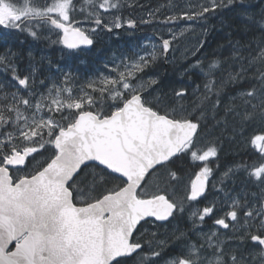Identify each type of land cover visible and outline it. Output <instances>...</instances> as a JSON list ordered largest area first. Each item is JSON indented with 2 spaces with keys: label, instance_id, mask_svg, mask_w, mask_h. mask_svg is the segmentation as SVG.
<instances>
[{
  "label": "snow or ice",
  "instance_id": "obj_1",
  "mask_svg": "<svg viewBox=\"0 0 264 264\" xmlns=\"http://www.w3.org/2000/svg\"><path fill=\"white\" fill-rule=\"evenodd\" d=\"M139 7L128 0H0V29L62 45L68 56L91 47L98 32L161 23L172 37L162 39L165 60L185 29H201L191 50L199 55L181 75L202 70L205 60L218 71L226 66V74L209 72L197 85L199 104L210 108L193 114L183 103L187 90H166L159 76L144 75L157 62L154 54L117 58L109 69L114 76L81 80L66 70L57 82L38 79L34 64L21 72L22 53L5 44L0 264H264V0H188L161 19L159 6L140 17L126 12ZM212 19L227 29V44L217 46L229 52L223 60L207 53ZM28 58L34 59L31 51ZM208 111L213 127H231L233 139L240 136L260 154L233 167L261 191L251 201L226 199L227 209L215 201L201 205L192 213L198 219L181 229L184 203L205 195L214 171L208 163L222 147L217 139L202 154L191 151L208 138ZM184 154L204 165L190 180V194L177 202L176 162ZM207 218L229 230L226 240L215 228L202 231ZM157 222L156 231L145 227ZM168 225L171 231H159Z\"/></svg>",
  "mask_w": 264,
  "mask_h": 264
},
{
  "label": "trees",
  "instance_id": "obj_2",
  "mask_svg": "<svg viewBox=\"0 0 264 264\" xmlns=\"http://www.w3.org/2000/svg\"><path fill=\"white\" fill-rule=\"evenodd\" d=\"M225 15L234 23H239V21L235 19L234 13H226ZM211 22L214 23L215 28L212 29L211 34L207 38V53L210 55L211 53L216 51L219 58L223 60L224 57L228 56L229 52L228 50H218L217 46L220 44H227V29L221 30L220 21L218 19H212ZM0 33L4 34L5 31L0 29ZM253 33L258 34V30L253 29ZM253 33H250L249 35H252ZM5 44L9 45L13 50H19L22 53L23 59L18 62L21 72L28 71L29 66L32 64H34L39 69L37 74L38 79L50 77L51 72L50 66H48L49 61H52L51 59L60 58L58 56H51L52 58H47L44 56L33 55L34 59L30 60L28 58V52L22 51L23 47L21 46L20 38L16 36H13L11 38H0V51L3 50ZM77 58L78 59H74L69 64L64 63V61H62L60 64L64 66L66 70L68 69L72 72L75 71V68H78L81 74H96V76H98L100 74V71H104L105 69H107L105 68V65H109L111 63V58L114 57L108 56L102 58L100 55L89 54L87 56ZM195 58L196 57L190 58L188 59V61L179 60L176 63L168 62V64H165L163 58H157V62L152 68L149 69L148 72L149 75L159 76L162 79L166 90H187L183 103L193 114L197 113L201 107L204 109L210 108V105L207 103H205L204 105L199 104V97L203 91V88L201 87L199 92L196 91L197 85L202 86L205 80V75L209 72H213L217 74L218 78L221 72H224L226 74L225 65H220V69L218 71L216 67L212 66L209 60H205V67L203 68L207 69V72L203 73L201 70H196L188 74L181 75V67L184 64L194 61ZM101 59H103V63ZM83 63H85L86 66H84ZM212 67L213 70H210ZM0 81L8 82L9 77L6 76L3 72H0ZM225 92L230 94L232 92V89L228 88L225 90ZM206 115L208 117V138L197 142L196 146L191 151H195L198 154H202V152L206 149L207 146H214V142L219 139L222 145L219 151L220 154L217 158H210V161L208 163V166L212 167L215 172H221L222 170H224L225 167L233 166L240 160H243L245 162H252L254 160L260 159V154L254 148L244 142V140L240 136H236L235 139L232 138L231 127H229L227 131L222 130L221 127H213L211 112H206ZM203 165L204 162L196 161L191 158V156L188 154L182 155L181 158L176 162V167L179 170V175L182 177L178 191L174 195V198L177 200V202L184 200V197L189 195L188 191L190 187V180L195 177L194 174L198 173ZM244 176H246V174H241V176L237 177ZM247 185L253 186L250 184ZM246 191H248V193L250 192V190H245L244 192ZM184 208L185 210H188L190 208L189 201H186L184 203ZM182 216L178 219V221L182 218Z\"/></svg>",
  "mask_w": 264,
  "mask_h": 264
},
{
  "label": "flooded vegetation",
  "instance_id": "obj_3",
  "mask_svg": "<svg viewBox=\"0 0 264 264\" xmlns=\"http://www.w3.org/2000/svg\"><path fill=\"white\" fill-rule=\"evenodd\" d=\"M129 3H139L143 7L135 8V9H126L128 15L133 17L145 16L149 10H156L159 6L160 12L158 13L157 19H161V14H170L171 13V3L168 0L163 1H153V0H133L128 1ZM181 24H183L181 22ZM212 25L214 23L212 22ZM175 31V29H172ZM5 31V30H3ZM212 29L209 30L207 38L211 34ZM47 34V33H46ZM13 36L19 37L21 41V46L23 52L31 51L33 55L37 56H68L67 49L63 48L62 45L50 44V42L44 41V39H33L31 36L22 34L19 32H7L4 34L0 33V38H11ZM200 38L199 36V28H196L195 31L186 30L185 34L180 37H177V40L173 41V48L167 54L169 59L164 60L165 64L170 62V59L176 54H180V49H185L187 51H191L196 46L189 48L188 43L190 41H196L195 45H197V40ZM52 39H56L53 35ZM162 39H172L169 27L165 26L161 23H148V24H140L135 29L121 28L114 30L113 32L101 31L98 32L97 37L94 40L93 49L90 51L81 50L77 54L78 56H87L89 54H96L103 57L108 56H135L137 52L140 54L147 56L149 54H154L156 57L163 58L161 55V45ZM186 40V42H184ZM121 42V43H120ZM122 46V47H121ZM120 47V49H119ZM29 48V49H28ZM119 49V50H118ZM179 49V53L177 50ZM107 50V51H106ZM194 54V53H192ZM198 53L195 54V56ZM103 63V59H101ZM146 75H149L148 70ZM151 76V75H149ZM234 166V165H233ZM226 168V167H225ZM226 171L219 172L213 171L214 176H210L208 179V184L206 188L205 195L201 197L197 202H190V208L185 210L182 218L177 221L179 227L181 229H187L191 226L192 220H197V217H194L192 213L199 212L201 205H204L210 201H215L216 205L225 204V200L228 198H238L242 203L244 199L252 200L253 194L258 198L260 195V188L252 183L248 176L244 177H227L224 178L222 176ZM194 179V178H193ZM223 179V183L220 181ZM242 182V183H241ZM245 183V184H244ZM247 184L253 185L248 186ZM215 185V188H213ZM190 186V185H189ZM242 187V188H241ZM245 190H250L244 192ZM252 191V192H251ZM189 192V191H188ZM230 195L229 197L226 196ZM190 194V193H189ZM238 194V195H237ZM247 194V195H246ZM228 208V204H225V209ZM183 222V223H181ZM159 223L155 225L152 223L146 224L145 227L149 230V232L156 231ZM236 227L240 228V224L236 223ZM215 228L221 233L220 239L226 240L228 235H230L229 230L222 229L220 226H214L213 221L210 218H207L203 224L202 231L207 232L209 229ZM165 230L171 231L172 226L168 225L167 228H160L159 231L163 233Z\"/></svg>",
  "mask_w": 264,
  "mask_h": 264
},
{
  "label": "rangeland",
  "instance_id": "obj_4",
  "mask_svg": "<svg viewBox=\"0 0 264 264\" xmlns=\"http://www.w3.org/2000/svg\"><path fill=\"white\" fill-rule=\"evenodd\" d=\"M128 1H132L133 2V0H128ZM138 1H140V0H138ZM153 1H163V0H153ZM168 1H170V2H172L171 3V8H170V10H171V12H172V10L173 9H175L176 8V6L178 5V4H186L187 2H188V0H168ZM171 14V13H170ZM182 23H184V22H182ZM209 23V25H212V22H211V20L208 22ZM195 27V29L196 28H199V36H200V33H201V29H200V27H198V26H194ZM187 29H185V31H186ZM211 30V29H210ZM209 32V31H208ZM208 35V33L206 34V36ZM184 42H186V40L184 41ZM195 42L196 41H190L189 43H188V47L189 48H192V47H194V46H196L195 45ZM177 52L179 53V49L177 50ZM180 54H176L175 56H173L171 59H170V62L171 63H176L177 61H179V60H181V61H188V59H190V58H194V57H196L195 56V54L196 53H194V54H192V52L191 51H187V50H185V49H180ZM189 53H191V54H189ZM44 57H47V58H52L51 56L50 57H48V56H44ZM58 57H60V58H56V59H51L52 61H51V64H49L48 66H50V72H51V76L50 77H46V78H54L55 79V81H57V82H59L60 81V79H61V77H62V75H63V72L64 71H66V68L64 67V66H62L60 63L62 62V61H64V63H66V64H69L71 61H73L74 59H78L77 57H82V56H78V55H72V56H63V55H59ZM63 57V58H62ZM163 57V56H162ZM117 58H119L118 56H116V57H114V58H111V63L108 65L109 67L107 68V69H105L104 71L102 70V71H100V74L99 75H101V74H107V75H110V76H114L115 75V73H111V72H109V69L112 67V65H113V63H114V61L117 59ZM157 58H160V57H157ZM163 60H165L164 58H163ZM83 65L84 66H86L85 65V63H83ZM68 70V69H67ZM210 70H213V67L210 69ZM203 73L204 72H207L208 70L207 69H205V68H203L202 70H201ZM72 72V71H71ZM148 72H149V69H148ZM74 75H76V76H78L81 80H84V79H86V78H97L98 76H96V74H81L80 73V71L78 70V68H75V71H73L72 72ZM145 76H149V75H146V74H144ZM49 81H48V79H45V83L47 84ZM41 91H43V89H41ZM231 168V171H229V169ZM224 170L225 171H228V176L229 177H237V176H241V174H246V176H248L247 175V173L246 172H243V171H241L240 169H238V168H235V167H233V166H228V167H226V168H224ZM224 170H222V171H224ZM240 171V172H239ZM240 174V175H239ZM219 175H220V172H219ZM211 176H214L213 174L211 175ZM230 195H227V197H229Z\"/></svg>",
  "mask_w": 264,
  "mask_h": 264
},
{
  "label": "water",
  "instance_id": "obj_5",
  "mask_svg": "<svg viewBox=\"0 0 264 264\" xmlns=\"http://www.w3.org/2000/svg\"><path fill=\"white\" fill-rule=\"evenodd\" d=\"M94 45V44H93ZM93 45L91 46V47H89V48H85L84 50H87V51H90V50H92L93 49ZM206 188H207V186H206ZM203 197V196H202ZM157 223H160V222H157Z\"/></svg>",
  "mask_w": 264,
  "mask_h": 264
},
{
  "label": "bare ground",
  "instance_id": "obj_6",
  "mask_svg": "<svg viewBox=\"0 0 264 264\" xmlns=\"http://www.w3.org/2000/svg\"><path fill=\"white\" fill-rule=\"evenodd\" d=\"M140 25V24H139ZM44 41H45V39H44ZM47 41V40H46ZM48 42V41H47ZM121 43V42H120ZM122 47V46H121ZM29 49V48H28ZM119 49H120V47H119ZM118 49V50H119ZM107 51V50H106ZM160 72V71H159ZM159 74V73H158ZM220 154V153H219ZM240 172V171H239ZM242 183V182H241ZM245 184V183H244ZM182 186V185H181ZM242 188V187H241Z\"/></svg>",
  "mask_w": 264,
  "mask_h": 264
}]
</instances>
